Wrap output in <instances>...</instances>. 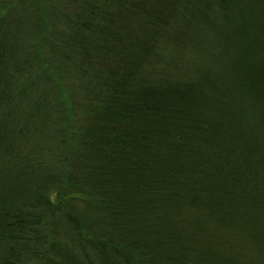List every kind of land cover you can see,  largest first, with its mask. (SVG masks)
I'll return each mask as SVG.
<instances>
[{
	"label": "trees",
	"instance_id": "obj_1",
	"mask_svg": "<svg viewBox=\"0 0 264 264\" xmlns=\"http://www.w3.org/2000/svg\"><path fill=\"white\" fill-rule=\"evenodd\" d=\"M0 264H264V0H0Z\"/></svg>",
	"mask_w": 264,
	"mask_h": 264
}]
</instances>
